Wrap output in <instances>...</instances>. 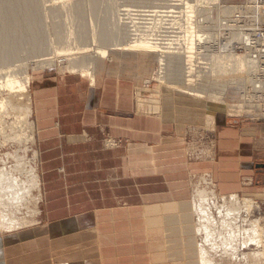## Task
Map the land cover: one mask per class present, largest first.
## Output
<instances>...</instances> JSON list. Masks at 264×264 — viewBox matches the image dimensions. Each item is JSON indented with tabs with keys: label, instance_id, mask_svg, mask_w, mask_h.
Listing matches in <instances>:
<instances>
[{
	"label": "crops",
	"instance_id": "obj_1",
	"mask_svg": "<svg viewBox=\"0 0 264 264\" xmlns=\"http://www.w3.org/2000/svg\"><path fill=\"white\" fill-rule=\"evenodd\" d=\"M94 79L33 75L44 200L37 226L0 238V264H196L193 184L264 205L263 124L216 115L209 129L185 133L205 120L202 106L160 97L149 113L135 105L132 78Z\"/></svg>",
	"mask_w": 264,
	"mask_h": 264
},
{
	"label": "bare ground",
	"instance_id": "obj_2",
	"mask_svg": "<svg viewBox=\"0 0 264 264\" xmlns=\"http://www.w3.org/2000/svg\"><path fill=\"white\" fill-rule=\"evenodd\" d=\"M90 1L91 4H93L96 0ZM135 3H132V5L134 6ZM136 5L138 4L136 3ZM140 5L141 3L139 6ZM184 5L185 7L183 6L181 9V16H184L182 19L183 24L177 23L178 21L176 20L175 22L170 23V27L167 29L166 27H163L161 23H155L153 27H150L148 33L140 34L141 36L139 39L135 31H133V25L130 26V24L123 23L124 30L123 28L122 30L123 32L126 31L128 36L122 31L121 34L117 31V39L115 41L119 42L120 45L121 42L123 44L124 36L126 38L133 37L130 44H134L131 46L134 48H124V50H126V54H131L138 59H141L139 66L142 71H146L142 66H146V64L151 65L150 62L159 63L164 76L157 74V72H151L149 76L151 79L149 81H157L161 90L168 92L170 97H167V95L164 97V100L166 98L169 102L173 101L174 103L180 102V100H186L190 103H196L195 100H190L193 95L188 93L186 87H182L181 82L180 84L175 82L176 78L182 82H192L193 86H199L194 88L196 90L200 88L201 90L199 91L202 92L212 90L214 88H217L216 90H218L221 83H223L224 85L221 86L222 89L219 91L221 92V95H224L225 97H218L211 102V111L209 110L205 115L208 126L211 127L214 124L216 115H222L227 119L228 115L226 116V113L232 114L233 112L241 116V118L245 117L244 114H248L246 117L255 118L254 116H256L255 114L259 111V109L258 107L253 106V104H257V101L253 99H244V93L248 91L244 84H253L250 89H253V92L256 95L259 90L264 91V86H261V84L264 83V62L259 63V59L257 57L254 58L251 56L250 53L252 50L247 49L246 46L243 45L245 43V41L243 42V39L246 36L242 35L227 36L222 38L221 54H218V52L215 51L208 52L203 43L211 42L209 45L214 47L215 42H217V32H219L220 29L217 31L214 22L212 23L211 28H207L209 25L206 28L202 27L200 20L201 17L204 18V16L198 14L196 16L198 20L193 22V15L196 14L194 11L196 10V7L187 5V3ZM231 8V6H228L226 9H222V7L219 8L220 15H226L228 12L229 16L232 13L236 14L235 10H238V8L236 6L233 9ZM80 9L79 3H73L70 7H68V10L65 11V15L69 14L70 17H74L75 14H80ZM0 10V116L3 117V115L6 116L7 114H16V119H19L20 116L23 115L25 116L24 120H28L32 111L31 98L25 95L27 104L19 105L15 102V98L17 97L15 94L20 93L24 97L25 93L23 94L22 92H25L27 87L30 85V78L27 77L26 79H18L15 76L14 70L11 71V67L9 65L14 52L22 46L26 39L29 41L26 48L29 49L31 53H41L42 51H45V43L43 41L44 38L42 40L41 38H37L42 36L38 21L40 9L38 8L36 0H3ZM244 11L245 10L241 8V12ZM154 13L147 12L148 16L144 15L141 16V18H151ZM217 15L221 18L219 14ZM127 16H129V14H127ZM216 21L218 22V20ZM220 27L221 25H219V28ZM26 35L30 36L25 38ZM65 35V38H67L66 41H68L70 37H68V34ZM171 35H175V39L170 40L169 44H167L165 48H161L156 42V39L154 40L155 36L169 38ZM75 37L80 42H83L84 40L81 32L76 34ZM112 37V34H104L100 37L97 41L99 48L105 51L108 50V45ZM134 37H136V39ZM234 42L237 43L236 47L238 48L232 46V43ZM119 45L116 47L120 48L119 50L121 51L122 46L120 47ZM241 45L243 48H241ZM236 51L241 52L236 53ZM123 53H125V51H123ZM86 58L87 56L84 58L82 57L78 62L71 64L70 68L74 72H78L81 78L89 80L91 85H94L95 81H92L94 80L93 76L98 74V72L93 73L92 70L97 71V68H91V65H89L86 61ZM144 58L148 61H144ZM261 58L264 59V55H261ZM43 63L44 66H49L51 59L47 58ZM197 73H199V78L196 79ZM163 77H166V79ZM172 78L174 81H167V79L170 80ZM228 78L231 80L223 82L224 79ZM201 79L202 81L208 79L209 82L206 84L200 83ZM212 80H216L218 82H213ZM210 81H212V83H210ZM142 82L138 81L139 84ZM163 95L164 92H162V96ZM228 98H233V101L229 105L225 102ZM136 100L137 107L139 109H142V107L145 106L150 109V111H155L158 108L157 105H159L158 99L143 101L140 96H136ZM200 104L204 103L201 101ZM195 105L198 106L197 103ZM173 107H170V109L172 108L175 110L176 107ZM181 118L183 119L184 115ZM231 121L234 122L237 120L231 119ZM4 165L5 164H2L0 167V192L2 190L5 192L6 200H9L8 196H11V200L15 205L14 208H17L18 210V208L24 206L25 202L27 203V198H30L29 191L31 187L40 192L41 187L40 181L38 180V172L36 173V170H30L32 173V185L30 184V186H27L26 183H23L20 180L18 181L17 177L14 178L12 174L8 172V168H4ZM25 186H27L26 190ZM202 190L199 191V188L192 187L193 195L188 202L191 213L189 214V217L186 218L187 220H192L190 227L195 240V263L227 264L230 262L228 264H242L237 261L239 258L238 254L244 250L250 249V251L246 254L243 253V263L247 262L246 264H249V261H251L253 262L252 264H263L264 241L262 240V235L264 236V227L260 226L258 221H251L247 228H241L238 225V220L241 219L239 215L242 212L248 213V210L252 211L255 207L254 202L251 199H242L237 196H219L222 199H220L222 201V205L217 204L219 209L217 210V217L214 219L210 208L211 206L207 204L211 201L208 198L209 195ZM39 197L34 204V207L37 206L38 209V203L40 202ZM212 205L213 207L216 206L214 203H212ZM37 211L36 215L38 216L40 215V211L39 213ZM224 211H226V213H224ZM194 218H196L197 224L193 223V221L196 222ZM246 221L243 220V223L245 224ZM19 224L20 223L15 224L0 213V235L2 237L8 234H15L22 230L32 229L38 225V222H32L28 227L22 224L20 229L18 227L16 228ZM251 247H254V249L252 250Z\"/></svg>",
	"mask_w": 264,
	"mask_h": 264
},
{
	"label": "rangeland",
	"instance_id": "obj_3",
	"mask_svg": "<svg viewBox=\"0 0 264 264\" xmlns=\"http://www.w3.org/2000/svg\"><path fill=\"white\" fill-rule=\"evenodd\" d=\"M2 1L3 0H0V9L2 5ZM244 1L243 0H96L95 3L91 4L90 0H36L38 8L40 9L39 18H38L40 24L39 29L42 32V36L37 38L38 39L41 38V40L44 38L43 41L45 43V51H42L41 53L40 52L31 53V51L26 48L27 44L29 43V41L26 39V41L23 42L22 46L17 51L14 52V55L12 56L9 65L11 67V71L14 70L15 76L18 79H26L27 77L30 78V85L27 87V90L25 92H22L23 94L25 93L24 97L20 93L15 94L17 96L15 98L16 99L15 102L19 105H25L27 104L25 95L32 98L30 96L31 95L30 86L33 82L32 77L37 72L45 71L51 75H56V72L61 74L72 73L79 75L78 72L76 71L74 72L70 68V65L75 62H78L82 57L84 58L85 56H87L86 61L89 63V65H91V68L93 69L95 67L97 68V71L92 70L93 73L94 72L99 73V71H105L110 73L114 72L116 74L118 73L120 75H124V78L127 77L132 78L133 81L137 82V84L138 81L140 82L143 81L142 83L136 85V89L134 91L135 93L134 99L136 96H140L141 100L143 99V101H148L149 99L159 100L160 97H165L167 95H168L167 97H170L168 92L161 90V87L157 81L156 82L149 81L151 79L149 77L151 72L152 73L157 72V74L164 76L163 70L160 69L159 63L150 62L151 65L146 64V66H142L143 69L146 70L144 72L140 69L139 66L140 65L139 62L141 59H138L134 55L126 54V50H124V48L125 49L134 48L131 47L134 44H130V42H132L133 37L126 38L124 36L123 44L121 42L120 45L119 42L115 41L117 39V31L119 34H121V31L123 32L124 30L123 23L125 22L122 19L120 11L125 10L127 8H134L139 10L148 9V10H152L153 13L155 12L151 18L148 19L140 18L141 21H144L143 24L133 25L134 27L133 31H135L136 35L140 39L141 36L140 34L148 33L150 27L151 26L153 27L155 23H161L163 27H167L168 29L170 27L169 24L175 22L176 20L178 21L177 23L183 24L182 19L184 18V16L183 17L181 16L182 14L181 9L183 8L185 3H187V5L196 7V10H194L196 14L193 15L195 21L198 20L196 17L197 14L204 16V19L207 20L206 21V26H207L208 21L214 14V11L218 9V7L219 8L222 7V9H226L228 6H231L232 7L231 9H233L235 6L240 7L241 5H244ZM131 2L132 3L136 2L138 5H136L135 3L133 6ZM73 3L80 4V8H81L80 14L78 15L75 14L74 17H70L69 14L65 15V11L68 10V7H70V5H72ZM140 3L141 5L139 6ZM126 11L129 12L128 10H125L124 13H126ZM228 14L229 12L226 15H220V17L221 18L226 17ZM132 24H134L133 21H131L130 26H132ZM263 28H264V24H263ZM79 32L83 34V39H84L83 42L78 41L77 38L75 37L76 34H78ZM123 33H125V35L128 36L126 31H124ZM65 34H68V37H70L68 41H66L67 38H65L66 36ZM104 34H109V35L112 34L113 36L108 45L109 46L108 50L106 51L101 50L97 43L98 39L102 37ZM29 36L30 35H26L25 38ZM134 38L136 39V37ZM117 45H119L120 47L122 46V50L125 51V53H123L122 50L120 51L119 50L120 48L116 47ZM47 58L51 59V63L49 66H44L43 62ZM144 61H148V60L145 59ZM199 73H197L196 79L199 78L198 76ZM94 78L95 76H93V79ZM163 78L166 79V77ZM229 80L231 79L229 78L224 79L223 82H228ZM92 81H95V79ZM167 81H174V80L172 78L170 80L167 79ZM212 81L218 82L216 80H212ZM212 81H210V83H212ZM175 82L179 84L181 82L182 87L184 88L186 87L188 93H191L193 95L192 97L193 99L191 98L190 100L191 101L195 100L198 106L199 105L202 106L204 111L203 119H205L206 113L211 109V105H210L211 102L217 99L218 97H222V96L225 97L224 95H221V92L219 91L220 89H222L221 86L224 85L223 83H221V86L219 87L218 90H216L217 88H214L212 90L202 92L199 91L201 90L200 88L196 90L194 87H199V86H193L192 82L190 81L182 82L176 78ZM208 82H209L208 79H205L204 81H202V79L200 80V83L203 84H206ZM244 85L245 88L248 89V91L244 93V99L256 100L257 104H253V106L258 107L259 111H257V113L255 114L256 115L254 116L255 118L246 117V115L248 114H244L245 117L241 118V116L237 115L236 113L232 112V114H228L225 112L226 116L228 115L227 119L229 120L231 117L232 120H237L238 122L245 121L257 125L258 123L264 125V91L259 90L258 94L256 95L253 92V89H250L251 86H253V84L251 85V83H247ZM261 86H264V83H262ZM162 92H164L163 96H162ZM201 101L204 104H200ZM232 101L233 98H228V100H226L225 102L226 104L229 105ZM135 105L137 107V100L135 101ZM157 106L158 108L155 111H150V109H148L145 106L142 107V109L138 108V110L143 111L145 109L149 113H156L160 109V106L159 105ZM0 118H1L0 119V167L2 166V164H5L4 168H8V172L11 173L14 178L17 177L18 181L20 180L21 182L26 183L27 186H30V184L32 185L31 182L32 173L30 172V170L32 171L36 170L37 173L39 169L38 167L39 155L36 150V140L34 138V124L32 122V113L30 114V117H28V120H24L25 116L23 115L20 116L19 119H16V114L14 115L7 114L6 116L3 115V117L0 116ZM193 124L189 123L187 124L188 126L186 124H180L181 133L184 130V127L186 126H187L186 130L184 131L185 133L187 131H192V129L204 130L205 127H207L208 129L210 128V126H208L206 119L203 120L202 123L200 124H195V123ZM188 148L190 150L188 151L189 152L188 155L190 157H193L196 151V147L194 144L190 143L189 139H188ZM200 185L201 186H199L198 184H193L192 187L199 188V191L203 189L202 191H204L205 193H207V195H209L208 198L211 201L208 202L207 204L211 206L210 207L211 212L213 218L215 219L217 217L216 215L217 210L219 209V207L217 206L222 205V201H221L222 199L221 197H219L220 195L211 191V188L209 187L207 181L204 180ZM27 186H25V190ZM5 195H6L5 192L2 190L0 192V213L4 215L5 218L9 219L15 224L20 223L19 225L16 226V228L18 227L20 229V226L22 224L28 227L32 222L37 223L38 218H40L41 215L37 216L36 211L38 210L37 212L39 213L40 206L42 205L44 200L42 196V187L40 188V192H38L33 187H31L29 191L30 198H27V203L25 202L24 206L18 208V210L17 208H14L15 205L11 200V196H8L9 200H6ZM38 197L40 198V202L38 203L39 209L37 208V206L34 207L35 201L38 199ZM212 203H214V205L216 206L213 207ZM254 204L255 207L253 208L252 211L248 210V213L242 212L239 215L241 219L238 220L239 221L238 225L241 228L243 227L247 228L248 224L251 221H258L259 225L264 227V205L262 204L261 208H259L260 206L258 205L257 202L254 201ZM237 209H241V208H237ZM224 213H226V211H224ZM194 219L196 220V218ZM243 220L245 221L248 220V221H246V223L244 224ZM193 223L197 224V220L196 222L193 221ZM0 238H2L1 235ZM262 240L264 241L263 235H262ZM251 249L253 250L254 247H251ZM249 251L250 249L240 252L238 254L239 258L237 259V261L241 262L242 264H246L247 262L243 263L242 257L244 256L243 253L246 254ZM249 262H250L249 264L253 263L251 261ZM262 262L264 264V260H262Z\"/></svg>",
	"mask_w": 264,
	"mask_h": 264
},
{
	"label": "built area",
	"instance_id": "obj_4",
	"mask_svg": "<svg viewBox=\"0 0 264 264\" xmlns=\"http://www.w3.org/2000/svg\"><path fill=\"white\" fill-rule=\"evenodd\" d=\"M244 1V0H243ZM185 7V5H184ZM238 10H235L236 14L232 13L230 16L229 14L226 17L219 18L217 14L220 15L219 8L214 11V14L209 20V24L206 26V19L201 17V26L204 28H211L212 23L214 22L215 28H217V31L220 29L219 32H217V42H215L214 47L210 46L209 44L211 42L203 43L205 48L208 52H218V54H221L222 47H221V39L227 36H246L243 39V44L246 46L247 49L252 50L250 53L252 57L258 58L259 63L264 62V59L261 58V55H264V28H263V22H264V0H245L244 5H241L240 7H237ZM241 8H243L245 11L241 12ZM186 9V8H185ZM125 10H128L129 12L124 13ZM125 10L120 11V14L122 16V19L124 20L125 24H130L131 21H133L134 24L132 25H140L143 24L144 21H141V16H148L147 12H153L152 10L148 9H134V8H127ZM129 14V16H127ZM209 18V17H208ZM218 20V22L216 21ZM195 22V19L193 20ZM219 25L221 27L219 28ZM167 28V27H166ZM168 29V28H167ZM208 32V31H206ZM175 35L169 36V38L166 37H155L156 42L159 44L161 48H165L167 44H169L170 40L175 39ZM154 38V39H155ZM249 41H248V40ZM154 43V42H153ZM237 43H232L233 47H236ZM238 48V47H236ZM241 48L243 46L241 45ZM241 52V51H236ZM245 54V53H242ZM264 74V72H263Z\"/></svg>",
	"mask_w": 264,
	"mask_h": 264
}]
</instances>
